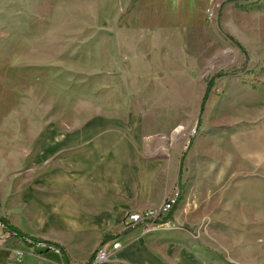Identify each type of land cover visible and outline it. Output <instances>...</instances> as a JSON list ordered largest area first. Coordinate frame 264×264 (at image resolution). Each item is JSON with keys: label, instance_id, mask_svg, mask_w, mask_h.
<instances>
[{"label": "rangeland", "instance_id": "374dc122", "mask_svg": "<svg viewBox=\"0 0 264 264\" xmlns=\"http://www.w3.org/2000/svg\"><path fill=\"white\" fill-rule=\"evenodd\" d=\"M65 1L0 0V185L31 183L40 135L134 134L139 173L154 169L149 206L178 189L219 264H262L264 0H141L130 55L117 34L99 39ZM107 120L121 126L93 132ZM2 230L0 250L10 239L58 250ZM7 254L8 264L25 257L15 248Z\"/></svg>", "mask_w": 264, "mask_h": 264}, {"label": "crops", "instance_id": "0c3cea01", "mask_svg": "<svg viewBox=\"0 0 264 264\" xmlns=\"http://www.w3.org/2000/svg\"><path fill=\"white\" fill-rule=\"evenodd\" d=\"M71 2L83 24L97 27L99 39L110 41L114 38L108 32H114L124 42V54L130 55L135 40L131 20L141 0H67L65 7ZM142 35L145 37V32ZM120 126L112 120L97 122L93 132ZM37 138L31 183L0 185V216L24 235L58 245L69 264H86L108 236L120 242L108 264L221 263L219 251L200 231V216L190 210L193 204L189 200L182 199L171 213L169 227H157L147 235L125 227L126 214L151 205L148 182L154 169L148 164L140 167L144 172L139 173L136 135L115 132ZM260 193L264 227V184ZM7 243L9 249L0 250V264H8L7 252L13 248L25 253L21 264H63L61 255L53 250L31 248L11 239ZM233 246L230 244L229 251L226 248L227 254L233 253ZM238 246L243 249L245 244ZM260 248V263L264 264V230Z\"/></svg>", "mask_w": 264, "mask_h": 264}, {"label": "built area", "instance_id": "2783aa9c", "mask_svg": "<svg viewBox=\"0 0 264 264\" xmlns=\"http://www.w3.org/2000/svg\"><path fill=\"white\" fill-rule=\"evenodd\" d=\"M180 192L178 189L172 190L164 197L161 204L157 207H149L141 211H132L126 214L124 224L126 228L139 229L141 234L147 235L157 227H169L171 225V213L179 203ZM0 248H4V236H1ZM37 246H45L44 244L36 243ZM120 248L118 239H113L109 242L102 243L93 253L89 264H108L112 260L115 251ZM52 249V248H51ZM57 254L58 250L53 249ZM18 253V252H17ZM20 258L21 253H18ZM20 258L18 260H20Z\"/></svg>", "mask_w": 264, "mask_h": 264}, {"label": "trees", "instance_id": "16d2710c", "mask_svg": "<svg viewBox=\"0 0 264 264\" xmlns=\"http://www.w3.org/2000/svg\"><path fill=\"white\" fill-rule=\"evenodd\" d=\"M228 2H232V1H227V2H224L221 4V8ZM226 38L232 43L233 46H235L236 48H238L243 54L244 56H246V53H245V50L240 46V44L235 40L233 39L232 37H230L228 34H225ZM213 81H214V77H211L206 83V88H205V91H204V94L202 96V100H201V103H200V107H199V113L202 114L204 112V107H205V104L208 100V97L210 95V92H211V89H212V86H213ZM181 169H182V160H181V163L179 165V171H178V179L180 178L181 176ZM182 200V195L180 194V197H179V201ZM176 209V207L174 208V210ZM173 210V211H174ZM0 225L1 227L5 230V231H9V232H12V233H15L17 235V237H21V238H24L26 239V235H24L20 230H18L16 227L12 226L9 221H7L6 219L4 218H0ZM33 242L36 241V239L34 238H30ZM113 237H106L102 243H105V242H108L109 240H112ZM38 241V240H37ZM53 247L57 248L59 250V255H61L62 257V261H63V264H69L68 263V259L66 258V255L64 254L62 248H60L58 245H55V244H51Z\"/></svg>", "mask_w": 264, "mask_h": 264}, {"label": "bare ground", "instance_id": "6f19581e", "mask_svg": "<svg viewBox=\"0 0 264 264\" xmlns=\"http://www.w3.org/2000/svg\"><path fill=\"white\" fill-rule=\"evenodd\" d=\"M181 194V193H180ZM5 238V237H4ZM35 242V241H34ZM4 243H5V241H4ZM6 244V243H5ZM19 261V260H18ZM11 262V261H10Z\"/></svg>", "mask_w": 264, "mask_h": 264}]
</instances>
